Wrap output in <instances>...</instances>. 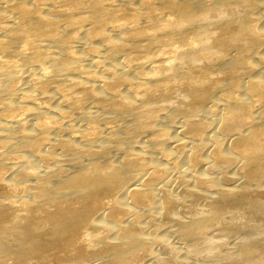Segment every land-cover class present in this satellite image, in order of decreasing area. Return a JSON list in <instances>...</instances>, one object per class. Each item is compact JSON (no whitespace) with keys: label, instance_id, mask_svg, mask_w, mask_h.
Segmentation results:
<instances>
[{"label":"clouds","instance_id":"9594fccd","mask_svg":"<svg viewBox=\"0 0 264 264\" xmlns=\"http://www.w3.org/2000/svg\"><path fill=\"white\" fill-rule=\"evenodd\" d=\"M0 264H264V0H0Z\"/></svg>","mask_w":264,"mask_h":264},{"label":"bare ground","instance_id":"6f19581e","mask_svg":"<svg viewBox=\"0 0 264 264\" xmlns=\"http://www.w3.org/2000/svg\"><path fill=\"white\" fill-rule=\"evenodd\" d=\"M137 2H138V0H137Z\"/></svg>","mask_w":264,"mask_h":264}]
</instances>
